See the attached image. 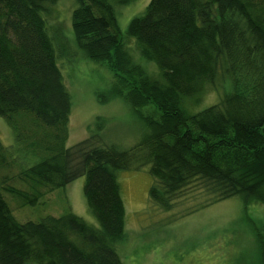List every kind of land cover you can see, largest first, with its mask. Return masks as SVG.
Here are the masks:
<instances>
[{"label": "trees", "instance_id": "trees-1", "mask_svg": "<svg viewBox=\"0 0 264 264\" xmlns=\"http://www.w3.org/2000/svg\"><path fill=\"white\" fill-rule=\"evenodd\" d=\"M59 1L0 0V117L13 135L10 146L0 139V264H124L119 173L136 150L164 210L190 186L203 193L199 206L234 196L264 203V0H150L126 37L117 7L136 0H73L77 48L110 64L118 84L109 96L122 94L145 126L130 149L106 139L101 117L68 145L72 101L59 60L72 49L50 22ZM210 88L219 100L198 107ZM149 105L157 117L141 111ZM81 176L96 224L72 211L21 222L5 198L36 205Z\"/></svg>", "mask_w": 264, "mask_h": 264}, {"label": "rangeland", "instance_id": "rangeland-1", "mask_svg": "<svg viewBox=\"0 0 264 264\" xmlns=\"http://www.w3.org/2000/svg\"><path fill=\"white\" fill-rule=\"evenodd\" d=\"M149 2L136 0L117 7L124 37L130 20L143 13ZM73 7V0H60L53 6L50 18L52 26L61 28L68 36L72 49V56L59 60L72 101L68 145L86 138L89 125L101 117L106 119V139L121 148L130 149L143 139L145 126L122 94L115 92L109 96L113 86L118 84L110 64L89 59L77 48L72 33ZM125 40L138 58L135 40ZM152 64L148 63V66ZM119 89L125 92L126 88L122 86ZM99 92L108 94L103 101L98 100ZM219 98L220 92L210 88L198 107L213 104ZM141 111L157 117L152 105L142 107ZM0 139L7 146L13 144L12 131L3 117H0ZM135 152L137 154L130 163L132 166L119 173L126 208V235L118 244V250L124 264H263V202L253 200L245 204L240 196H234L199 206L198 197L203 193L190 186L172 209L164 210L154 205L149 197L155 180L149 172V164L144 163L136 169L147 158L140 150ZM84 182L85 177L81 176L66 187L43 196L36 205H21L8 194L5 198L21 222L72 211L96 224L87 208Z\"/></svg>", "mask_w": 264, "mask_h": 264}]
</instances>
